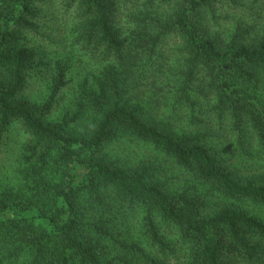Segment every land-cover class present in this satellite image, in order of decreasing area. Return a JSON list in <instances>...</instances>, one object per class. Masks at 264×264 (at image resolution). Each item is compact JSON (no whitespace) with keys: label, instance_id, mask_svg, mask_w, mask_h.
I'll use <instances>...</instances> for the list:
<instances>
[{"label":"trees","instance_id":"16d2710c","mask_svg":"<svg viewBox=\"0 0 264 264\" xmlns=\"http://www.w3.org/2000/svg\"><path fill=\"white\" fill-rule=\"evenodd\" d=\"M145 80L172 90L162 120ZM131 138L184 185L121 157ZM253 158L264 0H0V264L251 260L264 217L243 203L264 208V170L230 165Z\"/></svg>","mask_w":264,"mask_h":264},{"label":"rangeland","instance_id":"374dc122","mask_svg":"<svg viewBox=\"0 0 264 264\" xmlns=\"http://www.w3.org/2000/svg\"><path fill=\"white\" fill-rule=\"evenodd\" d=\"M145 81L147 83V86L145 88L142 87L140 92H142L146 96H151L156 99H151L153 115L156 120H162L167 116V114L165 113L169 111V103L173 100L172 90H169V87H163L161 83H156V87L153 88L151 85H149L148 80ZM158 85H161L159 86L160 88L157 87ZM73 86H75V84H73L72 82L66 85L64 89L66 90L64 96H70L73 93L75 89ZM66 97L64 100H66ZM145 105L146 108L149 107L148 103H146ZM179 112L183 113V110L180 109ZM186 119L187 118L184 119V117H180L179 121L184 122ZM168 120L171 124H173V119L171 117H169ZM11 143L12 142H6V144L2 146L1 155L3 157H6L11 153ZM124 146L125 147L123 149H120L119 152H117L121 157L131 158L130 161H132V164L139 162L141 159L142 162H145L146 164H154V166L158 169H163L165 171L163 175L168 176L167 178H169V183L171 184V186L180 187L181 185H184L185 175L182 173V171L178 170L174 166V164L170 162V160L164 158L161 154L156 153L149 145H142L141 142L131 138L129 141H125ZM232 162L234 161L232 160ZM251 162H253L254 164H251ZM234 166L235 165L232 164L230 165V168L236 171L237 175L241 177L252 176L264 170V160L259 161L253 158L251 159V161L250 159L244 161L243 163H241V165H238V168H235ZM243 205L252 214L264 217V208L262 206L253 205L249 202H244ZM254 241H256L260 245V248L262 250L260 252H257L254 258L251 260H248V258H245L242 255H236V257L232 260L233 264H264V242H261L260 240L258 241L256 239H254Z\"/></svg>","mask_w":264,"mask_h":264}]
</instances>
